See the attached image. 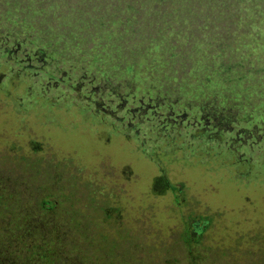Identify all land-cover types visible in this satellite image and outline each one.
Segmentation results:
<instances>
[{"label": "rangeland", "instance_id": "374dc122", "mask_svg": "<svg viewBox=\"0 0 264 264\" xmlns=\"http://www.w3.org/2000/svg\"><path fill=\"white\" fill-rule=\"evenodd\" d=\"M147 90L166 93L155 113L138 105ZM198 91L264 106V0H0V182L10 203L39 197L47 172L56 177L41 186L72 192L58 219L79 224V245L125 264H190L181 236L193 220L207 224L189 243L195 264H264V144L209 141L166 119L165 106ZM179 106L174 121L187 115ZM29 160L39 175L17 172ZM158 176L174 189L153 190Z\"/></svg>", "mask_w": 264, "mask_h": 264}, {"label": "trees", "instance_id": "16d2710c", "mask_svg": "<svg viewBox=\"0 0 264 264\" xmlns=\"http://www.w3.org/2000/svg\"><path fill=\"white\" fill-rule=\"evenodd\" d=\"M147 70L149 72L153 71L154 66L148 67ZM229 71L230 68L227 67L226 70H223V73L226 75ZM233 80L229 78L225 79L226 85L228 87L237 86L238 82H231ZM206 82L209 83L210 79L207 78ZM229 90L224 89V91ZM147 91L149 94L145 93L143 96L144 100L140 98L138 105L141 109L151 107L150 113H155L153 109L161 108L159 103H162L165 99L166 93L156 92L155 94H150V91ZM196 93V95H192V101L189 99L185 105L179 106L177 104L178 100H176L172 104L165 106L167 108L168 106L170 107V112L166 115V119L172 123L174 122V124L178 123L180 126L185 121L189 122L190 125H186V128L194 129V137H204L209 141L222 140V138L228 136L231 137V140H235L236 143L243 142L253 145L254 143L258 144L262 142L264 144V124L258 125V116L253 114V111L257 112L258 107L262 104L261 102L256 103L251 111L249 104L247 106L243 105L236 98H231L229 94L206 92L202 94L200 91ZM177 106L181 107L187 115H185V118H179L178 121H174L172 117ZM247 107H249V110H247ZM260 107L264 109V106ZM157 117H161V115ZM31 145L32 148L30 150L37 152V144ZM37 165H39L37 162L29 160L25 164H18L20 169L17 172L27 176V172L32 171L35 176L39 175L38 173L41 170L38 169L37 171ZM49 168L53 169L50 166ZM53 171L56 172L55 170ZM56 173L59 174L57 176L59 178L61 172L57 171ZM46 174L47 172L45 174L42 172L41 177L37 179L36 186L38 188H35L34 191L39 197L33 200L25 198L22 201L15 196L13 197L14 201L12 200L10 203V191L12 190L0 182V264H94V262H91V258H94V256L99 257L100 261L104 260L107 262V260H110L109 264H117L119 262L118 259H121L120 262L122 261V264H125L126 258L123 259L120 256H116L113 252H106L103 255L97 248H93L91 245L77 244L75 238L72 236L76 225H72L70 228V224H66L68 229L66 227L63 229V225L60 226L59 222L63 221H59L58 218L64 215L67 217V214L70 212V204H63L72 199V192H69L68 195L65 194L63 187L57 184L52 185L50 189L46 185L41 186V178H43L42 180L53 182L54 177H56L55 174ZM20 177L22 176L18 175L17 179ZM157 186L158 188L159 186H166L168 190L174 189L163 176L156 177L153 190L157 189ZM58 210L61 211V215ZM104 215L108 217V214ZM68 220L69 218H67ZM187 221L189 223L191 218ZM189 224L190 229L194 233L190 229L184 230L181 238L185 243V260H188L190 264H195L197 258L193 255L189 243L192 239L194 243H197L199 233H201V230L207 224L202 225L203 228L201 230L198 221L194 222L192 220ZM77 229L79 230V224L76 227V231ZM195 233L198 234V237L194 236ZM61 238H64V240L62 241ZM65 244L67 247L65 250L68 252L62 249ZM87 247L89 248L87 249ZM121 251L123 250L121 249ZM69 253L73 254V257L69 258ZM95 253L96 255H94Z\"/></svg>", "mask_w": 264, "mask_h": 264}]
</instances>
